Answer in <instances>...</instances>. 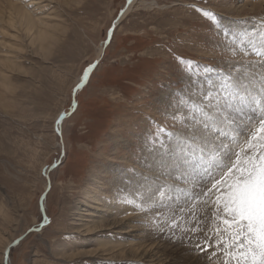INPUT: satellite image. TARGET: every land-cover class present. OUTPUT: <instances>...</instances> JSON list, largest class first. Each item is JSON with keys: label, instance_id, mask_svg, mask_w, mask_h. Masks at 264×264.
Listing matches in <instances>:
<instances>
[{"label": "rangeland", "instance_id": "1", "mask_svg": "<svg viewBox=\"0 0 264 264\" xmlns=\"http://www.w3.org/2000/svg\"><path fill=\"white\" fill-rule=\"evenodd\" d=\"M197 8L217 16L238 51L246 34L264 36V0H0V264H162L154 259L168 262L176 249L181 261L201 262L176 243L189 237L147 227L128 203L163 186L169 204L177 193L168 188L184 187L179 172L153 163L174 169L185 126L173 113L188 96L198 101L192 81L206 79V67L234 56ZM232 118L243 138L260 112Z\"/></svg>", "mask_w": 264, "mask_h": 264}, {"label": "snow or ice", "instance_id": "2", "mask_svg": "<svg viewBox=\"0 0 264 264\" xmlns=\"http://www.w3.org/2000/svg\"><path fill=\"white\" fill-rule=\"evenodd\" d=\"M196 10L216 22L223 46L234 56L224 61V67H206V79L197 76L192 81L198 101L188 96V107L173 113V119L181 117L185 126L177 135V154L171 161L184 187L168 189L177 193L168 197L169 204L164 203L163 186L137 192L128 203L143 215L146 226L158 233L190 240L195 235L194 249L216 264H264V51L258 50L264 49V36L246 34L238 51L236 37L228 29L220 30L214 13ZM252 55L259 57L258 65L246 59ZM179 62L191 73V61L180 58ZM98 63L83 71L74 93L87 83ZM245 107L258 110L260 119L240 140L232 112ZM67 115L65 112L56 120L58 131ZM155 143L154 139L153 146ZM180 199L183 204L178 203Z\"/></svg>", "mask_w": 264, "mask_h": 264}, {"label": "bare ground", "instance_id": "3", "mask_svg": "<svg viewBox=\"0 0 264 264\" xmlns=\"http://www.w3.org/2000/svg\"><path fill=\"white\" fill-rule=\"evenodd\" d=\"M17 9V8H16ZM29 16H26L25 14H21V13H19L18 14V20L22 23V22H27L26 24H31V25H42V23H41V20H38V21H36V20H33V19H31L30 17L28 18ZM103 49V48H102ZM260 51H264V49H260ZM106 53V52H105ZM101 55H102V53H100ZM99 55V54H98ZM254 86H257V88L259 87V85L257 84H255ZM259 112V111H258ZM242 114V113H241ZM251 114V113H250ZM257 121V120H256ZM242 124V123H241ZM245 125V124H244ZM248 125V124H247ZM251 126H253V124L251 125ZM249 128V127H248ZM248 130V129H247ZM248 132V131H247ZM244 138V137H243ZM242 137H240V140L241 139H243ZM176 154V153H175ZM173 160V159H172ZM171 160V161H172ZM168 161H170V160H168ZM167 162V161H166ZM153 164H156L157 166H155V167H157V168H160V169H162L161 171H160V173H164L165 172V174L166 175H168L167 174V170H169V171H171L172 173H174V172H178V170L176 169V168H174V169H169V167H167V168H165L164 169V167L166 166V163H164V158H162V159H160V160H157V161H155ZM164 169V170H163ZM174 170H176V171H174ZM177 172H176V174H177ZM158 173H159V171H158ZM169 173V172H168ZM163 176V175H162ZM161 177V176H160ZM164 177H166V176H164ZM170 177V176H169ZM174 177V176H173ZM153 178H155V177H153ZM141 180V179H140ZM152 180V179H151ZM122 182V181H121ZM152 182V181H151ZM160 182H162V181H160ZM118 184V183H117ZM165 184V183H164ZM179 184V183H178ZM136 185V184H135ZM139 185V184H138ZM137 185V186H138ZM147 185V184H146ZM124 186V185H123ZM153 187L155 186V184L154 185H152ZM158 186H160V185H158ZM127 187V186H126ZM136 188V187H135ZM169 189V188H168ZM167 190V189H166ZM135 191V190H134ZM135 194V193H134ZM171 195V194H170ZM169 197V196H168ZM167 201V200H166ZM183 201V200H182ZM182 204V203H181ZM175 206V205H174ZM117 208V207H116ZM174 208H176V207H174ZM102 213V212H101ZM104 213V212H103ZM130 215H132L133 214V212L132 211H129L128 212ZM101 215V214H100ZM88 216H93L91 213H89L88 214ZM119 216V215H118ZM124 220H126V219H124ZM122 222V221H121ZM128 222V221H127ZM89 223H93V221H90ZM118 223H120V222H118ZM125 223V222H124ZM118 227H119V225H118ZM147 230V229H146ZM146 232V231H145ZM149 232V231H148ZM152 231H150V233H151ZM156 234V233H155ZM170 236V235H169ZM156 237H157V234H156ZM161 237V236H160ZM167 237V236H166ZM188 237V236H187ZM154 238V237H153ZM167 238H171V237H167ZM183 238V237H182ZM187 239H189V238H187ZM195 239H197V237L194 235V238H191V240L189 241H181V240H178V242H176L177 244H183L182 246H184V250L185 251H187V252H189L188 250H191V249H194V241H195ZM165 241V240H164ZM169 241H171V245L172 244H176L172 239H169ZM166 242V241H165ZM180 242V243H179ZM162 243V242H161ZM168 245V244H167ZM181 245H179V246H181ZM153 246V245H152ZM157 246V245H156ZM181 246V247H182ZM175 247V246H174ZM120 248H122V246L120 247ZM153 248V247H152ZM155 248V247H154ZM177 248V247H176ZM183 248V247H182ZM152 250V249H151ZM170 250H173V249H170ZM177 250V249H176ZM176 250H173V252H172V254H167V258H170L169 259V261L168 262H165V260L164 259H161L162 258V255H161V257H159V256H157V254H159L160 252H158V253H151V254H149V256H146V258H150V257H152L153 259L154 258H156V256L158 257V258H156V259H154V260H160V262L162 263V264H216V262H215V260L214 259H209V257L208 256H206L203 252H196L198 255H199V253H200V255L198 256V257H201V262L199 261V263L197 262L198 261V259H196V261L193 263V262H191V260H188V259H185L184 261L185 262H183V261H181V259H184L182 256H178L177 255V251ZM154 252V251H153ZM165 253V252H164ZM185 253V252H184ZM187 254V253H186ZM194 254V256H195V258L197 257V255L195 254V253H193ZM164 255V254H163ZM177 255V256H176ZM203 255V256H202ZM187 256V255H186ZM143 258V257H142ZM148 258V259H149ZM164 258V257H163ZM166 258V259H167ZM141 259V258H140ZM192 259V258H191ZM136 260V259H135ZM154 260L152 261V262H154ZM146 261V260H145ZM139 262H141V263H143L144 262V260H139ZM150 262V261H149ZM139 264V263H138Z\"/></svg>", "mask_w": 264, "mask_h": 264}]
</instances>
